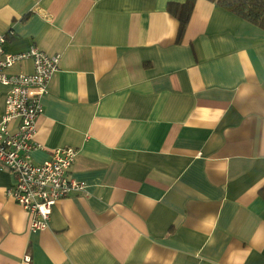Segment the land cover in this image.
I'll use <instances>...</instances> for the list:
<instances>
[{"label": "crops", "instance_id": "crops-1", "mask_svg": "<svg viewBox=\"0 0 264 264\" xmlns=\"http://www.w3.org/2000/svg\"><path fill=\"white\" fill-rule=\"evenodd\" d=\"M186 2L0 0L6 52L61 57L30 156L87 185L33 234L0 172V264H264V28L197 0L178 42Z\"/></svg>", "mask_w": 264, "mask_h": 264}, {"label": "built area", "instance_id": "built-area-1", "mask_svg": "<svg viewBox=\"0 0 264 264\" xmlns=\"http://www.w3.org/2000/svg\"><path fill=\"white\" fill-rule=\"evenodd\" d=\"M6 37L0 35V85L7 89L5 110L0 117V172L15 178L7 190L9 199L30 215L31 233L49 228L54 207L62 199L86 191L87 185L71 177L78 151L72 147L53 149L43 163H34L30 154L38 120L44 114L42 99L60 65V55H51L37 46L8 53ZM31 61L32 73H10L15 65ZM29 257L26 261H29Z\"/></svg>", "mask_w": 264, "mask_h": 264}, {"label": "trees", "instance_id": "trees-1", "mask_svg": "<svg viewBox=\"0 0 264 264\" xmlns=\"http://www.w3.org/2000/svg\"><path fill=\"white\" fill-rule=\"evenodd\" d=\"M221 7L222 9L250 22L259 27L264 28V0H207ZM197 0H187L181 6L172 7L179 9V13L174 12L180 23L178 32V42H181L186 27L190 21L191 14L194 10ZM171 7V6H170ZM264 196V189L261 191Z\"/></svg>", "mask_w": 264, "mask_h": 264}]
</instances>
